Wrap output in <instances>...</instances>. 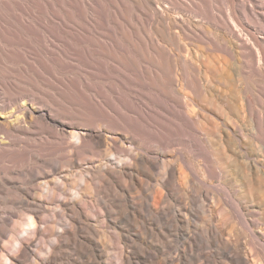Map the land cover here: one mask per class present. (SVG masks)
<instances>
[{
	"label": "bare ground",
	"instance_id": "bare-ground-1",
	"mask_svg": "<svg viewBox=\"0 0 264 264\" xmlns=\"http://www.w3.org/2000/svg\"><path fill=\"white\" fill-rule=\"evenodd\" d=\"M38 4L0 20V264H264V0Z\"/></svg>",
	"mask_w": 264,
	"mask_h": 264
},
{
	"label": "rangeland",
	"instance_id": "rangeland-1",
	"mask_svg": "<svg viewBox=\"0 0 264 264\" xmlns=\"http://www.w3.org/2000/svg\"><path fill=\"white\" fill-rule=\"evenodd\" d=\"M37 3V4H36ZM38 0H0V20H7V18L11 17L12 15L23 13V12H34L38 14L39 6ZM6 216V215H4ZM255 227H253V231H255ZM31 235L22 233L21 237H23L24 241L29 238ZM260 249H263L259 246ZM12 249H14L12 247ZM172 254V253H171ZM174 257V255H171ZM249 264H263L262 261H259L256 256H252L250 258Z\"/></svg>",
	"mask_w": 264,
	"mask_h": 264
}]
</instances>
